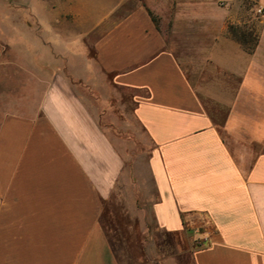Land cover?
Returning a JSON list of instances; mask_svg holds the SVG:
<instances>
[{"label": "crops", "instance_id": "1", "mask_svg": "<svg viewBox=\"0 0 264 264\" xmlns=\"http://www.w3.org/2000/svg\"><path fill=\"white\" fill-rule=\"evenodd\" d=\"M158 2L120 13L92 46L95 69L134 92L144 169H124L97 112L72 87L43 86L37 64L28 90L4 86L0 264H120L101 216L128 184L124 208L144 196L186 264H264V0H164L174 43L154 20L166 18ZM9 19L0 13L1 83ZM229 24L254 30L252 53Z\"/></svg>", "mask_w": 264, "mask_h": 264}, {"label": "rangeland", "instance_id": "2", "mask_svg": "<svg viewBox=\"0 0 264 264\" xmlns=\"http://www.w3.org/2000/svg\"><path fill=\"white\" fill-rule=\"evenodd\" d=\"M145 2L124 0L117 12L93 27L103 12L115 6L114 0H0V13L9 12L11 28L10 76L8 81L0 82V114L4 86L8 84L13 96L28 90L37 64L43 86L52 80L60 87H72L83 96L90 110L97 112L101 128L123 155L124 169L130 170L133 166L144 169L150 144L132 115L134 92L114 87L108 77L95 69L92 46L120 13L125 14ZM158 4L166 18L157 19L153 15L154 19L168 42L174 43L176 35L170 32L169 7L164 0ZM175 52L178 56L182 54L178 47ZM3 70L2 67L0 73ZM122 189L128 193L115 194L104 202L101 216L120 264H186L183 253L175 254L177 242L169 241V233L157 226L151 203L140 195L137 209H125V205L132 206L130 185Z\"/></svg>", "mask_w": 264, "mask_h": 264}, {"label": "trees", "instance_id": "3", "mask_svg": "<svg viewBox=\"0 0 264 264\" xmlns=\"http://www.w3.org/2000/svg\"><path fill=\"white\" fill-rule=\"evenodd\" d=\"M228 33L232 36V38L240 42L248 53L253 52L255 45L257 43V35L254 32V30L229 24ZM108 239H109L110 244L112 245V242L109 236H108Z\"/></svg>", "mask_w": 264, "mask_h": 264}, {"label": "built area", "instance_id": "4", "mask_svg": "<svg viewBox=\"0 0 264 264\" xmlns=\"http://www.w3.org/2000/svg\"><path fill=\"white\" fill-rule=\"evenodd\" d=\"M262 10L261 9H258V12H261Z\"/></svg>", "mask_w": 264, "mask_h": 264}]
</instances>
